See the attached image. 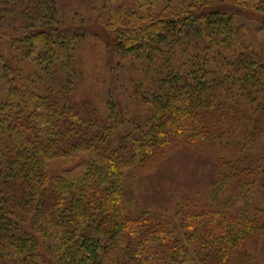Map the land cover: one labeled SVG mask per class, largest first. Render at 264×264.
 <instances>
[{
    "label": "trees",
    "instance_id": "1",
    "mask_svg": "<svg viewBox=\"0 0 264 264\" xmlns=\"http://www.w3.org/2000/svg\"><path fill=\"white\" fill-rule=\"evenodd\" d=\"M58 1L0 0V264L254 263L264 251V26L260 39L245 35L221 8L264 12V0H190L179 11L177 0H105L116 61L104 101L74 97L84 32L65 28ZM178 145L218 150L204 204L182 200L169 219L133 204L128 215L126 173ZM70 158L74 172L49 175Z\"/></svg>",
    "mask_w": 264,
    "mask_h": 264
},
{
    "label": "rangeland",
    "instance_id": "2",
    "mask_svg": "<svg viewBox=\"0 0 264 264\" xmlns=\"http://www.w3.org/2000/svg\"><path fill=\"white\" fill-rule=\"evenodd\" d=\"M123 4H133L135 0H121ZM105 0H59L58 19L68 31L83 30L84 38L74 55V68L77 73L74 97L78 100L97 97L106 98L107 65L115 63L112 55L114 37L102 25V7ZM191 3L190 0H177L173 11H179ZM233 13L236 24L245 35L261 38L260 26H264V12H255L226 5L221 8ZM257 30V32H255ZM8 38L3 39L7 54ZM127 103L119 101L123 107ZM101 102L97 106H101ZM213 149V150H212ZM178 145L161 157L139 170L131 169L124 179L126 211L134 217L131 207L148 208L165 218H171L174 211L182 208V200H193L188 210H195L204 204L202 193L212 182L217 168L218 150ZM79 158L58 159L50 163L48 173L55 177L66 172H74L79 166ZM233 186H230V188ZM234 190L231 191L233 193ZM181 204V205H180ZM180 205V206H178ZM178 206V207H177ZM253 246V245H251ZM249 256L254 263L264 264V251L257 246ZM248 257V258H249Z\"/></svg>",
    "mask_w": 264,
    "mask_h": 264
}]
</instances>
